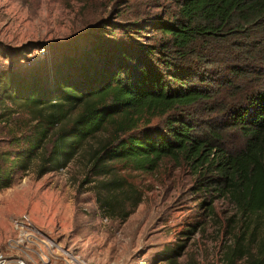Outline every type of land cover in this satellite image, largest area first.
<instances>
[{
    "label": "trees",
    "instance_id": "trees-1",
    "mask_svg": "<svg viewBox=\"0 0 264 264\" xmlns=\"http://www.w3.org/2000/svg\"><path fill=\"white\" fill-rule=\"evenodd\" d=\"M231 35L241 37L227 45L229 56L257 46L264 54V0H180L166 20H97L94 29L33 48L36 56L26 53L0 70V122L25 115L27 129L0 153V191L35 161L41 177L84 152L82 184L92 185L103 216L124 222L143 195L117 164L153 172L164 159L182 162L196 193H204L198 206L205 213L213 214L219 198L235 209L228 263L264 264V68L226 64L219 84L228 83L229 103L214 101L218 86L204 76L219 77L210 58L216 47L225 51L221 41ZM238 79L253 83L240 90ZM190 227L182 234L192 236L200 225ZM183 248L161 257L179 264Z\"/></svg>",
    "mask_w": 264,
    "mask_h": 264
},
{
    "label": "rangeland",
    "instance_id": "rangeland-1",
    "mask_svg": "<svg viewBox=\"0 0 264 264\" xmlns=\"http://www.w3.org/2000/svg\"><path fill=\"white\" fill-rule=\"evenodd\" d=\"M179 2L0 0V70L10 69L13 62L21 63L26 53L36 56L38 51H32L33 48L67 41L94 29L97 20L108 19L116 24L147 21L156 15L166 20L169 14L177 12ZM239 37L231 35L221 41L225 51L222 53L216 47L217 53L210 58L220 70L219 77L212 72L204 73L214 81L212 88L218 86L214 89L218 93L216 102H231L228 83L219 84L227 76L223 71L226 64H230L227 67L241 64L264 68V54L258 46L238 51L234 58L227 54V45ZM254 37L261 39L257 33ZM10 48L19 51L13 56ZM248 79H238L235 83L240 90H246V85L253 83ZM200 112V118L208 115L202 108ZM25 120L26 116L21 115L7 123L0 122V153L12 150V137L26 134ZM38 166L35 161L25 173L16 175L10 188L0 191V253H5V242L12 234L11 221L26 214L42 234L68 251L71 264H166L162 252L177 245L184 247L179 264H230L226 251L236 247L238 234V225L233 219L235 209L227 200L219 198L214 199L213 214L205 213V208L198 206L204 193H196L195 176L182 162L164 159L153 172L135 171L117 164L119 174L143 195L142 202L124 222L103 216L92 185L82 184L88 172L84 152L63 171L38 177ZM195 224L200 227L194 235L182 234ZM247 262L243 258L234 264Z\"/></svg>",
    "mask_w": 264,
    "mask_h": 264
},
{
    "label": "built area",
    "instance_id": "built-area-1",
    "mask_svg": "<svg viewBox=\"0 0 264 264\" xmlns=\"http://www.w3.org/2000/svg\"><path fill=\"white\" fill-rule=\"evenodd\" d=\"M12 234L0 253V264H71L68 251L38 230L26 214L11 221Z\"/></svg>",
    "mask_w": 264,
    "mask_h": 264
}]
</instances>
